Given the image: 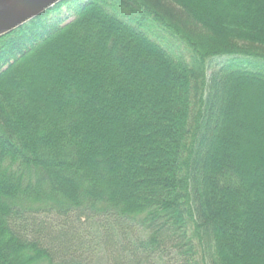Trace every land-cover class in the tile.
<instances>
[{
	"label": "trees",
	"instance_id": "1",
	"mask_svg": "<svg viewBox=\"0 0 264 264\" xmlns=\"http://www.w3.org/2000/svg\"><path fill=\"white\" fill-rule=\"evenodd\" d=\"M0 264H264V0H64L1 36Z\"/></svg>",
	"mask_w": 264,
	"mask_h": 264
},
{
	"label": "water",
	"instance_id": "2",
	"mask_svg": "<svg viewBox=\"0 0 264 264\" xmlns=\"http://www.w3.org/2000/svg\"><path fill=\"white\" fill-rule=\"evenodd\" d=\"M64 0H0V37L37 18Z\"/></svg>",
	"mask_w": 264,
	"mask_h": 264
},
{
	"label": "rangeland",
	"instance_id": "3",
	"mask_svg": "<svg viewBox=\"0 0 264 264\" xmlns=\"http://www.w3.org/2000/svg\"><path fill=\"white\" fill-rule=\"evenodd\" d=\"M64 19V21H66V22H69V21H71L72 20V18L70 17V14L69 13H67L65 10H63V14H62V17H61V19ZM158 41H160L161 42V44L162 45H166V42H165V40H164V36H159V40ZM168 43L169 44H171L173 47H171V46H169L168 45V47L169 48H171L176 54H180V55H182L186 60L188 59L187 58V52H186V50L183 48V46H181V45H177V44H175V43H173V42H170V41H168ZM225 59H223L222 61H224ZM218 62H220V61H218Z\"/></svg>",
	"mask_w": 264,
	"mask_h": 264
}]
</instances>
